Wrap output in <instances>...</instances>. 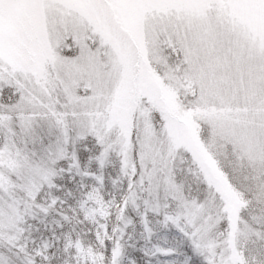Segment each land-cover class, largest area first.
Listing matches in <instances>:
<instances>
[{
    "label": "snow or ice",
    "instance_id": "obj_1",
    "mask_svg": "<svg viewBox=\"0 0 264 264\" xmlns=\"http://www.w3.org/2000/svg\"><path fill=\"white\" fill-rule=\"evenodd\" d=\"M0 264H264V0H0Z\"/></svg>",
    "mask_w": 264,
    "mask_h": 264
}]
</instances>
